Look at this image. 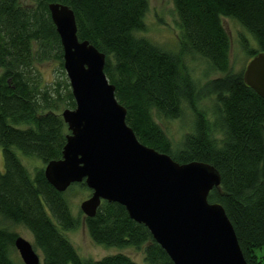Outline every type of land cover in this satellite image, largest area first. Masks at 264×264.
<instances>
[{"label": "trees", "instance_id": "16d2710c", "mask_svg": "<svg viewBox=\"0 0 264 264\" xmlns=\"http://www.w3.org/2000/svg\"><path fill=\"white\" fill-rule=\"evenodd\" d=\"M51 1L69 5L79 39L105 53L104 71L138 139L178 161L217 168L221 181L208 200L223 205L247 264H264V98L244 81V67H229L230 38L221 19L230 16L249 32L256 46L243 37L241 43L252 57L264 51V0H172L177 50L139 34L149 0H0V264H18L12 255L18 234L10 223L31 232L40 264H174L148 228L115 201L102 200L94 215L83 216L87 231L100 244L142 249L141 260L124 251L84 257L63 232L81 218L71 193L90 188L79 181L59 191L44 174L45 163L61 156L68 133L61 110L75 106ZM187 55L222 74L198 89ZM51 58L59 74L44 81L37 65ZM201 97L209 98L207 108L197 106ZM184 106L192 110L191 124L173 143L159 119L180 116ZM16 150L38 157L41 166L31 173Z\"/></svg>", "mask_w": 264, "mask_h": 264}, {"label": "water", "instance_id": "95a60500", "mask_svg": "<svg viewBox=\"0 0 264 264\" xmlns=\"http://www.w3.org/2000/svg\"><path fill=\"white\" fill-rule=\"evenodd\" d=\"M48 8L75 106L61 110L68 133L61 156L45 163L46 179L59 191L84 181L91 190L79 204L86 216L102 200L122 204L174 264H247L223 205L208 200L221 181L217 168L203 160L178 161L141 142L104 71L105 53L79 39L69 5L51 1ZM243 79L264 98V51L246 62ZM14 245L24 264H40L29 239L18 234Z\"/></svg>", "mask_w": 264, "mask_h": 264}, {"label": "rangeland", "instance_id": "374dc122", "mask_svg": "<svg viewBox=\"0 0 264 264\" xmlns=\"http://www.w3.org/2000/svg\"><path fill=\"white\" fill-rule=\"evenodd\" d=\"M21 1L24 3H32V0ZM144 19L146 27L144 30L139 31L140 35L146 36L163 48L168 50H177L180 29L172 0H149V6L145 13ZM221 19L230 38L229 67L236 71L243 68L250 57L242 46V37L247 39V41L250 43V46H256V42L249 32L246 31L234 18L223 15ZM185 65H187L192 70L193 75L197 78L199 82L198 89L206 79L222 74L221 71L210 68L207 62L198 55H187ZM57 66V60L52 58L42 61L37 65L41 71V76L44 81L54 79L59 74ZM208 105H210V100L208 97H201L197 101V106L199 108H207ZM208 114L209 120H212L213 118L210 116V113ZM192 117V110L189 107L184 106L183 112L180 116L161 118L159 119V123L172 142L177 143L180 140L182 133L190 126ZM16 152L22 163L30 170L31 173L34 170V167L41 166L42 161L38 157L24 155L19 150H16ZM3 167V152L0 146V169H3ZM89 194L90 189L81 190L80 188L71 193L70 201L73 212L75 214H79L80 212L81 218L76 228L63 230L69 240L76 247L79 254L84 257L99 258L103 255L124 251L134 259L141 260L142 249H137L133 246L118 247L115 245L100 244L91 238L83 220L84 213L79 207L81 200L86 198ZM9 227L16 231L17 234L24 236L32 242L31 232L23 225L10 223ZM36 250L40 254L41 263L42 255L38 249ZM12 255L18 264H24L18 253V250L15 247L12 249Z\"/></svg>", "mask_w": 264, "mask_h": 264}, {"label": "bare ground", "instance_id": "6f19581e", "mask_svg": "<svg viewBox=\"0 0 264 264\" xmlns=\"http://www.w3.org/2000/svg\"><path fill=\"white\" fill-rule=\"evenodd\" d=\"M36 250V249H35ZM39 254V253H38ZM39 257H40V254H39ZM41 258V257H40Z\"/></svg>", "mask_w": 264, "mask_h": 264}]
</instances>
